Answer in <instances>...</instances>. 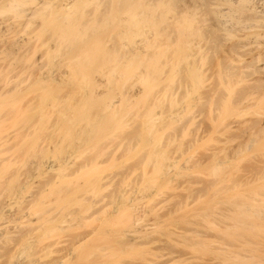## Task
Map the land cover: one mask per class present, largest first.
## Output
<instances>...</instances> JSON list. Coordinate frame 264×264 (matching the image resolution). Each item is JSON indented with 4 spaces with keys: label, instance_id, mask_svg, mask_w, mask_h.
Returning <instances> with one entry per match:
<instances>
[{
    "label": "bare ground",
    "instance_id": "6f19581e",
    "mask_svg": "<svg viewBox=\"0 0 264 264\" xmlns=\"http://www.w3.org/2000/svg\"><path fill=\"white\" fill-rule=\"evenodd\" d=\"M262 1L0 0V256L264 264V131L230 144L264 98L237 95L252 62L218 61L214 85L206 68L215 41L264 26ZM195 117L211 131L189 165ZM123 236L140 245L108 252Z\"/></svg>",
    "mask_w": 264,
    "mask_h": 264
},
{
    "label": "rangeland",
    "instance_id": "374dc122",
    "mask_svg": "<svg viewBox=\"0 0 264 264\" xmlns=\"http://www.w3.org/2000/svg\"><path fill=\"white\" fill-rule=\"evenodd\" d=\"M263 4H264V1L260 2L259 4H254V5L257 6V9H259L261 6H263ZM237 34L240 36L238 40L237 39L236 40H232L231 38H228V39L222 40L221 43L218 42L220 40L215 41L213 43V47H214L213 50L214 49L215 50L214 51L210 50L213 53L211 55H210L211 52L209 53L208 56L210 57L211 60H209L210 62L207 63V67H206L207 68V73L210 75V80L208 82L212 83L213 85L215 83L214 82L215 78H216L215 71L217 69V62L218 61H220V63H221V64H219L220 67L223 66V65L224 66L230 65L232 68H236L237 70L241 66H243V65L245 66L246 64L249 65L248 63L252 62L248 68L244 67V70L245 69L247 70V75L244 76V79L247 80V83L237 87V95L240 98H243L244 95L248 93V96H250V97H256V98L263 97L264 98V26L263 27H259V28L258 27H250V28H246V29H243V30H239V31H237ZM243 102H246V100H244ZM262 104L264 105V102ZM260 111H261V113L255 119V121L249 123L248 126L240 127L238 129H234L233 130V132H232V137L233 138L230 140V144L231 145H235L239 141H242V139L246 138V135H247L246 133H249V131L252 134L253 133H258L259 131H260V133H261V131H264V107H262V109ZM197 113H198V111L195 112V115H198ZM241 115L242 116H240V117L244 116L245 119H247L250 116V114H241ZM198 118L195 117L194 118V122L195 123L193 125H190L189 128H188V131L191 130V134L192 135H189V137L188 136L184 137L186 139V141H188V142H186L187 144L185 143L183 145V147L185 148V151L187 149H189L190 152L192 151L191 157H193V158H192V160L190 158V163L191 162L192 163L191 164L189 163V165H193V163L196 160L198 162L201 161L202 163H204L205 162V158H206L205 155H207V150L206 149L202 150L203 148H202L200 142L198 143V141H196V140H197V137H199L198 135H202L204 132H205L204 134H208V132H210L211 130L209 129L208 126H206L207 125L206 121H205L206 123L204 125L203 124L204 120H202V119L199 120ZM228 120H231L233 123H237L236 119H228ZM197 121H198V124H197ZM179 127H177V128L180 129ZM177 128L175 130L176 134H177L178 131L180 132V130H177ZM208 130H210V131H208ZM195 132H196V134H195ZM182 134H184V132H182ZM193 134L196 135V136L194 137ZM186 137L187 138H191V141H190V139L187 140ZM193 139H196V140L193 141ZM190 144H191V147H190ZM170 146L173 148L174 145H170ZM192 181H194L193 183L191 182L193 190H198V192L197 191H194V192L192 191L190 194H193V195H190V197L188 196L189 200H191L192 198H194L196 196H199L200 194H202L201 192H204V189H203V183L204 182L202 180H199V179H195L194 180V179H192ZM194 193H197V195L194 194ZM184 198H186V197H184ZM140 210L142 211L141 208H140ZM139 211H137V212H139ZM144 211L139 212V214H138V217L142 218L143 220L150 217V216L148 217L149 213L146 214V212H144ZM160 215H163V211H161ZM176 220H177L176 217H174V221H176ZM155 238H156V236L154 234H151L150 236H147L143 240H141L143 242V245H140L139 241H136L135 243H132L129 239H126V237L123 236V238L121 237V240H119V241L117 240L118 238L114 239V241H113L114 243L111 242V244L112 245L115 244L116 247H114V245H113V246L109 247L110 249H108L107 251L109 252L111 250V248H112V250L114 252L117 251L118 254L121 251H122L121 252L122 254L125 253V252L128 253L129 247L131 245H137V243L140 246H142V248L146 247V248H148V249H150L152 251V248H151L152 247V242L154 241ZM69 242H68V244H70ZM90 242L91 241H88V244H90ZM61 243H63V242H61ZM64 243L66 245V241ZM64 243H63V245H64ZM86 243L84 245H86ZM157 244H159V243H157ZM63 245L60 244V245H54V246H56L58 248L60 246V250H61V246H62V250H63V247H64ZM84 245H82V244L79 245V248H77V250L79 251V249L82 246H84ZM106 245L108 246L107 243H106ZM109 245H110V241H109ZM6 248H3V249H5L3 251H6V252L2 251L3 253L0 256V259H1L0 264L1 263L4 264V262H2V260L5 261L9 257H11V259L9 258V260L12 261L11 264H15V261L17 260V256L12 255V253H11V255H12L11 256L9 254L10 253V251H9L10 249H6ZM55 249H57V248H55ZM64 249H65V251H58L59 250L58 249V250H55V251H53L51 253V256L53 257V261L54 262H56L57 258H58V260H60L61 258L59 259V257L65 256V253H67L68 249H70V248L68 247V249H67V248L64 247ZM77 250H76V252L74 251L73 254L74 253L77 254L78 253ZM80 250H82V249H80ZM112 250H111V252H112ZM172 250L175 251V252H178V253L182 252V250H180V248H173ZM7 251H8V253H7ZM58 253L60 255H58ZM5 254L7 255V257L9 256L6 259L4 258V257H6ZM2 255L4 257H2ZM52 257H49V259H48V261L50 260V263L53 262V261H51ZM12 258H13V260H12ZM73 258L71 259V261L77 260L76 257L74 259ZM105 258H107V257H105ZM129 259L130 258L126 259L125 262L129 263V264L130 263L131 264H150V261H147V260L143 263V262L137 261V259H135V260H132V259L129 260ZM105 260L107 261V259H104V261ZM17 261H19V260H17Z\"/></svg>",
    "mask_w": 264,
    "mask_h": 264
}]
</instances>
